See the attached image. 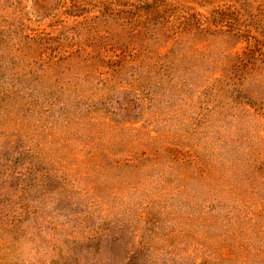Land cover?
I'll list each match as a JSON object with an SVG mask.
<instances>
[{
  "label": "rangeland",
  "instance_id": "1",
  "mask_svg": "<svg viewBox=\"0 0 264 264\" xmlns=\"http://www.w3.org/2000/svg\"><path fill=\"white\" fill-rule=\"evenodd\" d=\"M0 264H264V0H0Z\"/></svg>",
  "mask_w": 264,
  "mask_h": 264
}]
</instances>
